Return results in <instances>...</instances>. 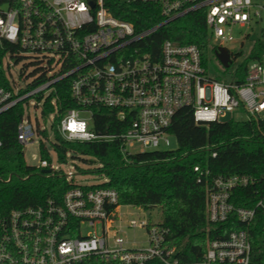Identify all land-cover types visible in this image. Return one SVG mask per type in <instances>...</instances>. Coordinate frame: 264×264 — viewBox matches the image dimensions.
Returning <instances> with one entry per match:
<instances>
[{"label": "built area", "instance_id": "obj_1", "mask_svg": "<svg viewBox=\"0 0 264 264\" xmlns=\"http://www.w3.org/2000/svg\"><path fill=\"white\" fill-rule=\"evenodd\" d=\"M138 5L155 7L164 20L138 29L113 12L131 14L127 8ZM198 11H205L209 45L215 39L234 41V26L256 25L264 32V0H0V114L21 104L20 143L42 138L39 119L33 123L26 112L32 105L43 117L50 102L54 120L56 85L69 79L77 107L60 120L61 136L80 142L118 140L125 157L169 147L170 127L184 108L192 111L197 123L223 122L235 110L245 111L244 120L264 123V53L249 62L244 81L227 82L207 74L196 44L145 43L161 26ZM213 47L216 51L223 46ZM22 60L34 67L28 74L15 72ZM95 108L116 112L122 130L92 131ZM135 145L140 146L137 151ZM69 158L70 153L66 162ZM39 167L63 174L74 187L60 203L15 209L1 220L0 264H264V248L261 256H254L247 229L211 239L201 259L185 261L168 244L169 230L163 223L119 212L121 206L140 207L121 204L116 189L102 186L109 181L106 176L93 173L97 182L91 185L76 182L75 171H62L50 159H41ZM255 183L248 174L214 178L207 193L209 222L225 223L235 215L250 226L257 211L264 212V198L254 207H242L232 196L234 190ZM96 225L102 227L101 235L84 233ZM129 228L146 230L144 246L126 245L128 240L119 233ZM262 229L264 241V222Z\"/></svg>", "mask_w": 264, "mask_h": 264}, {"label": "trees", "instance_id": "obj_2", "mask_svg": "<svg viewBox=\"0 0 264 264\" xmlns=\"http://www.w3.org/2000/svg\"><path fill=\"white\" fill-rule=\"evenodd\" d=\"M124 14H114L134 22L138 29L152 27L164 19L151 5L129 7ZM165 40L181 44L193 43L202 51L203 61L209 50V34L205 11L190 13L161 26L145 43L159 47ZM264 53V42L258 41L244 62L240 63L237 79L245 80L250 61ZM236 57H234V62ZM58 111L51 124L52 148L59 161L66 162L67 154L81 159L93 168H79L84 173L106 176L109 181L102 186L118 191L121 204L146 210L160 206L163 225L169 230L168 244L177 249L185 261L202 258L207 244L214 238H226L230 232L247 229L255 257L263 254L264 212L258 210L253 223L246 226L235 215L225 223H210L207 218V193L218 176L248 174L256 183L234 190L232 201L237 206L254 207L264 198V123L258 120H228L197 123L189 108L181 109L174 117L170 133L177 140L176 149L149 150L126 157L120 151L118 140L67 141L60 132V120L77 105L71 97L69 79L57 83ZM23 106L18 104L0 114V222L12 210L44 205L48 201L60 203L64 194L74 187L58 172L46 173L44 168L29 165L24 147L19 141L18 126L23 117ZM54 112L47 102L43 110L46 118ZM116 112L95 108L91 129L97 133H119ZM49 138L46 129H39ZM42 159H48V148L41 139ZM216 153V156H213ZM195 167L199 170L196 171ZM1 237V226H0Z\"/></svg>", "mask_w": 264, "mask_h": 264}, {"label": "rangeland", "instance_id": "obj_3", "mask_svg": "<svg viewBox=\"0 0 264 264\" xmlns=\"http://www.w3.org/2000/svg\"><path fill=\"white\" fill-rule=\"evenodd\" d=\"M231 34L234 37V41H223L221 43L220 40H213L211 43L212 45H209V50L206 54V67H207V74L219 81H233L237 79V71L238 66L240 63L244 62L246 57L249 55V53L252 51L253 48H255V45L258 41L264 42V32L261 30L259 26H253L252 28H239L238 26H234L231 29ZM246 35H249L247 38H244ZM222 46L227 48L232 54L233 57H236L235 62L231 64L229 68H226L222 65L218 57L215 53V47L213 46ZM33 65H27L26 60L19 61L15 65V72H22L25 74H28L33 70ZM27 114L31 116V119L33 123H36V117L39 119L38 122V130L41 128H46L48 132L49 138L44 137H36L34 141L28 143L24 147V155L25 160L29 165L39 166L42 156L40 153V144L41 139L44 140L48 151H49V157L50 161L52 162L54 167H58L62 171L67 172L68 170H73L77 174L75 175V181L79 183H88V184H95L97 181L95 177L93 176V173H89L86 175H83L82 173L76 171L79 168L88 169L91 168V166L81 159H73L69 158L68 162L62 163L59 161L57 157V153L51 146L50 140L53 139V130L51 127V124L53 122V115L50 114L49 117H42L39 110L35 109L34 106H30L29 110L26 112V118ZM246 118V114L244 110H235L228 112L226 116L223 118L224 121L228 120H236L241 121ZM40 127V128H39ZM171 145L169 147L162 146L161 149H176L177 148V140L174 136L170 137ZM140 148L139 145H135L133 150L137 151ZM152 150V149H151ZM150 150V151H151ZM119 212L121 214H125L127 212L133 213L132 217L137 216H143L148 219L150 223H162L163 222V213L162 208L160 206L151 207L150 209L146 210L144 208H135V207H127V206H121L119 209ZM89 231H95L98 235L102 234V227L100 225H96L95 227H88L84 230V233ZM119 236L124 237L128 240L127 246L128 247H140L145 245V239H146V230L136 228L132 229L129 228L126 230L125 233H119Z\"/></svg>", "mask_w": 264, "mask_h": 264}, {"label": "water", "instance_id": "obj_4", "mask_svg": "<svg viewBox=\"0 0 264 264\" xmlns=\"http://www.w3.org/2000/svg\"><path fill=\"white\" fill-rule=\"evenodd\" d=\"M215 53L224 67L229 68L231 66V64L233 63V59L227 48L219 47L218 49H216ZM44 171L46 173H49L50 169H44Z\"/></svg>", "mask_w": 264, "mask_h": 264}]
</instances>
